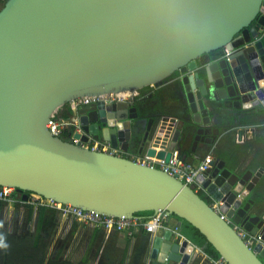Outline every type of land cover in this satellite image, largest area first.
<instances>
[{"label":"water","instance_id":"obj_1","mask_svg":"<svg viewBox=\"0 0 264 264\" xmlns=\"http://www.w3.org/2000/svg\"><path fill=\"white\" fill-rule=\"evenodd\" d=\"M222 48L230 53L228 59L209 55ZM203 55L209 56L200 61ZM176 73L191 116L149 118L136 142L141 152L165 163L189 136L193 144L200 139L224 93L237 108L247 101L257 105L255 99L264 105V0H4L0 186L22 192L23 201L31 192L107 216L175 215L197 228L227 264H264V215L254 213L255 202L246 199L262 168L232 169L218 156L201 176L208 193L223 202L227 219L261 235L262 243L251 249L193 187L125 154L144 114L130 107L123 93L133 97L144 87L162 86ZM105 95L122 101L98 104L85 113L74 108L71 115L83 134L73 136L108 142L123 154L51 134L47 123L61 107ZM217 135L215 129L211 139ZM194 246L159 227L150 258L188 264Z\"/></svg>","mask_w":264,"mask_h":264},{"label":"crops","instance_id":"obj_2","mask_svg":"<svg viewBox=\"0 0 264 264\" xmlns=\"http://www.w3.org/2000/svg\"><path fill=\"white\" fill-rule=\"evenodd\" d=\"M212 53V57H214V55L216 56L215 52ZM179 76L180 75H176L167 78L162 86L147 87L142 88L143 90H138L142 100L141 108L147 107L148 105L146 104L152 106L158 103V105L162 106V111L160 112L162 114L172 116L180 115V117L184 115L189 118V116H191V111L186 98L187 94L184 90V85L179 80ZM150 92L153 94V97H155L153 100H151V98L149 99ZM143 96H147L149 101L144 102ZM224 97L225 98H221L219 111L217 112L214 109L210 111V122L204 125V130L202 134H200V139L196 140L197 142L193 144L195 139L189 136L182 145L176 148L177 150L175 149V151H178L181 156L186 154V160L192 162L194 165H197L206 158H209L211 161V159L219 156L221 159H224L226 165L232 167V169L238 167L243 171L251 170L255 172L262 168L259 181L255 184L253 190L246 199L250 198L255 202L252 208L254 213L256 212L264 215V160L260 158L262 149L259 150L256 147L263 138L262 134L264 133V123H261V114L264 113V105L258 101V99H255L254 101H256L257 105H253L252 101H247L243 103L242 108H237V106L233 105L235 100L232 101L231 105L233 97L226 95V93H224ZM179 106L185 107L186 111L180 113L177 109ZM65 108H69L71 111L74 109L70 103L66 104ZM75 109L80 113L88 111L87 109L84 110V108H80V106H76ZM63 110V107L59 109V111ZM143 111L142 114H144V118L141 120L140 129L136 133L135 142L130 144L126 153L130 158H132V156H144V151H140V147L136 142L145 133V127L148 124L149 118L152 117V111L150 109L147 111L143 109ZM60 114L62 113L60 112ZM61 117V115L58 116V118ZM62 118L76 120L71 113L69 116ZM215 129L218 130V135L213 140L211 136L215 132ZM241 131L242 136L238 137V132ZM19 196L12 202H5V205H8L11 213L15 211L16 207L22 205L20 207L22 209L21 211H25L30 219L37 210V226H39L38 228L40 230L41 226L43 227L46 224L43 223V219L46 208L49 206H45V208L41 210L39 208L42 205L36 204L35 206L31 203H27ZM50 209L56 211L60 215L58 210L52 209V207ZM138 217L147 219L143 216ZM60 219L59 224L54 227L56 228V236L62 238L67 244L65 247L67 246V248L75 251L74 255L78 256L79 259L74 263H78L88 257L96 264L104 263L107 259L111 260V258L113 259V263H116V260L121 258V264H161L150 258L152 243L155 236L154 231L156 230V225L154 223L149 224L151 232L143 226H140L131 230L130 234L126 231H108L104 228H94L75 220L62 218V215ZM160 220L162 222V227L164 226L171 230L175 238L181 239L185 237L178 230L180 225L178 217L175 215L166 217L164 215ZM189 249H192V246H189ZM105 254V259H102V256ZM211 259L212 257H209L204 252L203 247L195 245L188 264H213ZM88 263L91 264V262Z\"/></svg>","mask_w":264,"mask_h":264},{"label":"built area","instance_id":"obj_3","mask_svg":"<svg viewBox=\"0 0 264 264\" xmlns=\"http://www.w3.org/2000/svg\"><path fill=\"white\" fill-rule=\"evenodd\" d=\"M259 40V36L255 38L251 44L257 42ZM125 98L129 100L130 95H125ZM122 97L116 95H105L104 99L101 96L99 97H86L77 100H73L70 102L73 108L76 106H84L88 104H96L97 106L99 102L102 103H112L116 101H122ZM125 100V99H124ZM47 126L51 132V134L59 137H63L67 132L70 133V137L74 140V142L80 141L82 146H89L93 149L108 151L112 154H123V152L119 148H113L110 146L108 142L94 140L92 137H79L74 138L73 134L78 132L83 134L80 125L75 119H66V118H58L56 114L51 117L48 121ZM126 154V153H125ZM130 158V157H129ZM133 160L144 163H153L155 166L159 167L161 170L166 171L168 174L175 176L181 182L186 185L193 187V190L197 193L203 194L208 200L210 206L224 219L229 222L233 229L237 232V234L242 238V240L251 248L257 247L262 243V238L260 234H254L250 231L246 230L242 225L233 223L230 219H227L225 213L226 210L223 208V202L216 201L207 191V189L203 186V181L201 180V176L206 172L209 167V158H206L199 162L197 165H194L192 162L187 161L186 159H182L178 153V151H173L171 158L168 163H165L163 159H158L156 157H150L144 154V156H132ZM16 194L21 197L22 192H17L14 187L10 186H0V200L3 202H12L16 200ZM36 194L28 192L27 193V203L38 204V205H46L58 210L63 217H66L70 220L78 221L79 223L94 227V228H104L108 231L116 230V231H126L131 234V230L136 227L143 226L148 231L149 224L154 223L157 228L162 227L161 222V213L157 212L153 214L150 218L143 219L139 217L134 218H126V217H114L107 216L104 214H98L89 210H85L79 207H74L71 205H64L53 200L46 199L43 202L41 199L43 197L37 196ZM17 196V197H18ZM45 199V198H44ZM213 264H227L221 257L212 258Z\"/></svg>","mask_w":264,"mask_h":264},{"label":"trees","instance_id":"obj_4","mask_svg":"<svg viewBox=\"0 0 264 264\" xmlns=\"http://www.w3.org/2000/svg\"><path fill=\"white\" fill-rule=\"evenodd\" d=\"M56 114V117L61 115L62 117L69 116L71 109L65 108ZM60 112L62 114H60ZM261 123H264V113L261 114ZM260 143L257 144L259 150L262 149L260 158L264 160V133ZM181 156V154H179ZM207 203L209 200L201 193H198ZM5 205V202L0 200V238L3 239V243L7 245V248H0V264H86L85 261L79 263H73L69 260L50 261L48 262L45 256L48 248V243L45 236L40 233L39 228L34 233L23 234H11L5 231L2 221L1 213ZM46 205L40 206L39 209H44ZM48 207V206H47ZM136 217L143 216L144 218H150L153 215L152 211H143L135 214ZM179 219V232L185 236L192 244L203 247L204 252L212 258H218L219 255L214 247L207 242L204 235L195 228L192 224L184 219Z\"/></svg>","mask_w":264,"mask_h":264},{"label":"rangeland","instance_id":"obj_5","mask_svg":"<svg viewBox=\"0 0 264 264\" xmlns=\"http://www.w3.org/2000/svg\"><path fill=\"white\" fill-rule=\"evenodd\" d=\"M4 0H0V8L3 6ZM127 95V94H126ZM102 102H99V104ZM37 195V194H36ZM34 196L35 198L37 196ZM43 202H45L46 199H41ZM20 205V204H19ZM36 206V204H33ZM22 205H20L21 207ZM19 206L15 208V211L11 213V211L8 208V205L6 204L1 213V221L3 224V227L5 231L11 234H23V233H34L36 229L39 227L37 226V210L33 215L31 216V219L28 218L27 213L25 211H21L22 209ZM38 207V206H37ZM51 208V207H50ZM49 207L46 208V212L44 215L43 223H46L43 227L41 226L40 233L45 236L46 241L48 243V248L46 250L45 256L48 262L50 261H60V260H69L73 263L75 261H78L79 257L74 255V250L65 247L67 245L62 238L56 236V228L57 224L60 222V215L56 212L51 210ZM53 209V208H52ZM35 214V215H34ZM160 217H164V214ZM62 218H66L63 217ZM68 219V218H66ZM70 221V220H68ZM105 256H102V259H105ZM109 258V257H108ZM111 258V257H110ZM107 259V258H106ZM111 260H106L104 263L100 264H121V258L116 260V263H113ZM85 261L86 264H89L88 262H91V264H96L92 261L91 258L86 257L85 259L81 260ZM114 262H115V256H114ZM79 263V262H78Z\"/></svg>","mask_w":264,"mask_h":264},{"label":"flooded vegetation","instance_id":"obj_6","mask_svg":"<svg viewBox=\"0 0 264 264\" xmlns=\"http://www.w3.org/2000/svg\"><path fill=\"white\" fill-rule=\"evenodd\" d=\"M256 24V22H253L251 25H250V27L251 26H254ZM258 37V36H257ZM257 37H254L250 42H248V43H246V46H249V44L250 45H253V44H251V42L255 39V38H257ZM215 53H216V56L214 55V58H218V59H220V58H222V57H226L227 59H228V56H229V54L230 53H227V52H225V50L222 48V49H219V50H217V51H214ZM218 53V54H217ZM210 56L211 55H213V53H210L209 54ZM209 55H203L202 57H201V60L200 61H203V59H205L206 57H208ZM176 75H178L177 73L176 74H173L172 76H170V77H174V76H176ZM148 87H152V86H148ZM144 88H147V87H144ZM141 90H143V89H141ZM150 97H149V99L151 98V100H153V98H155V97H153V94L150 92ZM102 97V99H104V96H101ZM144 97V102H148L149 101V99L147 98V96H143ZM146 97V98H145ZM147 99V100H146ZM141 102H142V100H141V96L139 95V93H138V91L134 94V96L132 97H130V99H129V105H130V107L132 106H136L137 107V112H138V114H142V112H144V111H142V110H140V109H146V111L147 110H151L152 111V117L151 118H156L157 116L159 117V115H162V113H160L162 110V106L161 105H158V103H156V104H154V105H150V104H146V105H148L147 107L145 106V107H142L141 108V106H142V104H141ZM100 104H107V103H100ZM96 104H88V105H84V106H80V108H84V110H88V111H91V110H94L95 108H96V106H95ZM183 106H179L177 109H181ZM131 114H133V112L131 113ZM184 117H186V116H184ZM66 137H69L70 136V133L69 132H67L66 133V135H65ZM155 233V232H154Z\"/></svg>","mask_w":264,"mask_h":264},{"label":"clouds","instance_id":"obj_7","mask_svg":"<svg viewBox=\"0 0 264 264\" xmlns=\"http://www.w3.org/2000/svg\"><path fill=\"white\" fill-rule=\"evenodd\" d=\"M0 248H7V245L3 243V239L0 238Z\"/></svg>","mask_w":264,"mask_h":264},{"label":"bare ground","instance_id":"obj_8","mask_svg":"<svg viewBox=\"0 0 264 264\" xmlns=\"http://www.w3.org/2000/svg\"><path fill=\"white\" fill-rule=\"evenodd\" d=\"M123 95H126V93H123ZM156 230H157V227H156ZM156 230L154 232H156Z\"/></svg>","mask_w":264,"mask_h":264}]
</instances>
